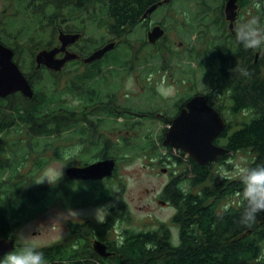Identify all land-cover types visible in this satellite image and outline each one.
<instances>
[{"label":"trees","instance_id":"trees-1","mask_svg":"<svg viewBox=\"0 0 264 264\" xmlns=\"http://www.w3.org/2000/svg\"><path fill=\"white\" fill-rule=\"evenodd\" d=\"M18 1L25 9L39 12L36 14L39 17L37 20L27 21L30 26L16 27L15 30H11L15 34L13 37L16 36V38L27 33L37 22L43 26L47 17L51 19L50 22L54 21L55 26L58 16L53 14L54 10L59 11L60 8H64L65 4L64 0H53L54 10L45 12L46 6L42 7V2L44 1L47 5V1L50 2V0H36L39 6L34 3L35 0ZM23 1L26 2L23 3ZM155 1L159 0H107L101 12L112 17L109 18V25L118 30L137 22L141 11ZM200 1L203 8L209 6L208 0ZM239 1L241 6L242 2L249 3V0ZM222 7L224 6L222 5ZM74 10L71 11L74 12ZM199 13L202 14L201 11ZM213 20L217 24L213 34H207V24L201 30L205 38L203 37L204 44L199 47L197 60L199 68H203L204 65L217 68L213 77L215 76V85L222 87L219 98H224V101H219L217 104L223 114V108L227 107L230 115L229 117L225 116L227 128L219 133L218 141L223 142L222 144H225L228 149L223 153L225 158L229 157L232 151L242 150L249 153L248 163L245 166L264 165V58L257 56L255 59L254 49H244L235 45L236 43L232 39L236 38V34L227 25L224 14L217 13ZM4 39L0 33V40L10 46L11 43L8 44ZM17 41L20 43L19 45L15 41L14 46H11L14 47V54L21 65V53L25 49V42ZM37 50H39L38 47L31 51L33 54L29 64L33 71L31 72L33 76L30 75L31 78L43 75L42 73L37 76L44 68L34 67L37 62L35 60ZM128 63L135 67L132 60H129ZM204 69L203 71H207ZM59 76L56 77L59 78ZM80 76L84 77L82 73ZM91 76L94 75L91 74ZM57 78H55L57 82L54 85L55 88L51 92L37 86L34 96L14 94L10 103L0 100V142L8 143V150L13 153L11 154L12 159L6 157L5 154L2 155L3 168L9 166L12 172L11 175L0 179V237H15L21 223L20 218L23 215L27 218L30 211L39 210L34 209V201H40L46 192L51 196H56L57 192L63 190L61 181L58 182L59 189L54 188V191H52V186L46 182L35 183V170L34 175L19 174V171L14 170L16 164H14L13 158L17 143H21L26 151L22 154L26 156L22 160L23 162L27 161L28 157L37 155L33 160L36 161H34L35 168L39 169L38 174L44 162L41 158L38 159L41 150L37 152L35 144L42 139L46 142L61 140L59 137L63 132L66 117L63 115L61 104L64 92L59 89ZM38 79L40 80V78ZM59 93L62 94L59 95ZM2 105L11 107V111H4ZM246 110L251 111L252 114H246ZM141 111L146 110L141 109ZM139 115L151 117L154 113L150 115L145 112ZM233 122L242 123V126L229 132ZM13 129L21 135L11 139L8 132ZM54 132L58 134L50 136ZM40 135H44V138ZM163 136L162 134L158 136L162 142ZM145 139V141H141L135 137H121L115 151L116 157L119 158L120 151L129 145L137 147L140 152L148 151L150 154H155L159 146L158 139L156 137ZM54 151H58V149ZM122 156L124 159L130 157L125 153ZM176 160V163L179 164L184 160V157H178ZM185 163L186 167L180 174L185 175L182 178L171 179L162 192L164 197L171 198L170 202L176 207L171 219L178 224L179 238L173 234V230L169 228L165 220L160 221L156 226L145 228L125 226L121 228L120 234L119 231L115 232L119 225L116 224L114 227L113 223L109 230L114 233L116 239L109 241L115 252L108 256L100 254L99 259H90L88 253L80 250V248L88 250L86 232L91 231H87L86 226L89 223L88 221L85 223L72 221L70 232L72 241L75 240V244L78 246L77 252L73 251L74 254L68 256L67 249L59 242L54 243L53 246L46 244L43 247H37V249L43 252L47 264H264V213H260L250 225L240 223L242 208L239 196L242 185L239 181L220 179L219 175H214L210 163H199L191 155L189 162ZM188 163L190 169L187 168ZM22 167H26V163ZM101 192L103 199H106L107 192ZM37 193H41L42 196H38ZM226 205H231V207L229 211L223 212ZM116 206L111 215L118 218L119 222L122 219H128L130 213L127 212L126 204L120 199ZM106 228L105 223H100L98 231L99 236H102L103 239H106ZM21 246L24 245L16 246L15 244V248L10 251H15ZM83 255L88 258L77 260Z\"/></svg>","mask_w":264,"mask_h":264},{"label":"rangeland","instance_id":"rangeland-1","mask_svg":"<svg viewBox=\"0 0 264 264\" xmlns=\"http://www.w3.org/2000/svg\"><path fill=\"white\" fill-rule=\"evenodd\" d=\"M199 1L200 0H174L172 11L165 10L167 11L164 14V17H166L165 22L168 24L169 30L163 42L168 44V37L170 36L173 41L171 42L172 45H170V47H172L171 50H164L163 52L161 49V51H159L154 47L157 44L153 42L147 43L148 40L146 36L144 37L145 33L143 28L138 29L135 33L130 31L121 37L115 36L119 44L108 50L98 60L100 65H104L103 67L101 65L102 68L99 71L98 77H108L109 79L114 78V75L117 77L116 82L119 84L117 88L120 92V102L128 100L135 108L142 106L140 110L147 109L149 111L155 105L159 110H162L165 105L164 103H169L166 105H171V107H173L178 99L182 98L184 95H191L194 91L208 94V98H210L213 103L217 104L219 101H224V98H219L222 87L215 85V76L213 77L214 72H217V68L211 67L210 65H204L203 68H199V61L197 58L199 47L204 44V35H202L201 30L205 28L207 24L208 35L216 31L217 24L213 18L217 13L224 14L222 5L225 6V0H208L210 7L208 6L206 8H203L204 6H202L200 4L201 1ZM25 2L26 1H23V3ZM34 3H36V0ZM52 3L53 0H50V2L47 1V5L44 1L42 2V7H47L44 9L45 12L54 10ZM36 5L39 6L38 3H36ZM244 5L246 6L243 8L240 7L239 17L234 20L236 21L235 30L242 25L251 24L253 22H255L257 27L264 29V0H253V3L249 0V3H245ZM220 6L221 8H219ZM63 9L64 8H60L59 11L54 10L55 13L53 14L58 16V20L56 19L57 22L55 24L61 21L59 18L63 16ZM156 11H158V13L162 12L161 9ZM200 11L202 12L201 15L199 13ZM168 12L172 15L171 17H167ZM37 13L39 12L25 9L18 0H0V33L5 38V42L8 44L11 43L12 46H14L13 43H15V41L18 42L17 40L25 42V49L21 53V63L22 66L27 67L29 71H32V68L29 66L33 55L31 51L36 47H38V49L42 47L45 48L56 42L54 40V31L52 28L54 26V21L50 22L51 19L47 17V19L44 20L45 24H43V26L39 25L38 22L35 23L32 21L35 23L34 27L30 28V30L22 36H19V38H16V36L13 37L15 34L12 33L11 30H15L14 28L16 27L22 28L30 26L27 21L37 20L39 17L36 15ZM243 14L244 16L241 20ZM257 16H259L258 20L256 19ZM207 21L208 23H206ZM74 22L75 21L71 23ZM90 24L91 23H87L86 25ZM85 37L78 39L79 42H77L79 45L84 43L87 47L104 38L109 39L107 34L103 37ZM143 39L145 42L142 41ZM19 44L18 42V45ZM254 52L256 56L264 58V48L255 49ZM129 60H132L133 63L136 64L134 69H130ZM164 63L166 65L163 68ZM150 68L152 69L150 70ZM204 68L207 69V71H203ZM42 73L43 75L40 76ZM66 75L68 74L63 73L59 78L62 79ZM37 76H40L38 77L40 78L38 81L39 85L47 87L46 91L51 92V88L53 87L52 77L56 76V74L48 72V70L44 68ZM228 92L227 90V93ZM153 93H155V95H153ZM61 94L62 93H59V95ZM167 100L169 101L166 102ZM226 108H223V111L225 116L229 117L230 115ZM141 113L145 112L141 111ZM141 113H137V115L140 116L139 114ZM130 114H132V116L126 119L129 122L127 125L128 128L124 126L122 116L118 119L123 127L118 131L119 137H117V141L121 140L123 133L125 136H130V138L135 137L137 140L141 141H145L147 137L152 139L156 137L159 146L155 154H150L148 151L140 152L137 147L133 145H129L120 151L121 156L119 155L118 158L119 167L116 176L118 180L114 181V187L116 188L115 192L119 194V198L125 200L130 214L128 215V219L120 220L116 232L120 231V229L125 226L129 228L156 226L163 220L168 223L170 228L175 229V222L172 221L171 217L173 212L176 211V207L172 202L167 205L162 203L160 197H162L161 193L169 182V177L163 171V167L170 164L172 168H177L175 157L171 156L170 158L174 160L170 162L168 157L174 153H179V151L175 150V146H170V148L159 139L158 136L161 134L164 135L162 131L165 123L160 116L149 117L145 115L138 117L136 113ZM241 126L242 123L233 122L229 132ZM126 129L128 130L126 131ZM120 131H122L121 134ZM55 133L58 134L57 132ZM20 135L21 134L14 129L8 132V136L11 139ZM40 136L44 138V135ZM116 136L117 134H113L114 138H116ZM43 140L44 139L37 142L39 145L35 147L36 150H40V145ZM123 153L130 157L124 159L122 156ZM181 155L185 159L186 155L184 153ZM248 157L249 153L247 151L243 152L242 150H236L232 151L230 156L226 157L224 160L219 162L211 160L213 173L214 175H219L220 172L231 174L234 171L235 165L239 164L245 166L248 163ZM161 158H163L162 161L166 160L167 162L162 163ZM28 163L29 161L26 163V167ZM63 165L64 161L61 159H53V161L43 168L39 176L45 169L59 170L64 168ZM82 192H80L79 195ZM37 195L42 196L41 193H37ZM96 195L97 193L84 192L79 197H74L73 200L74 203H79L84 199L91 200L93 197H96ZM57 197L58 195H56L55 199L62 201L60 197ZM51 202L52 197L47 194H45L40 201H34L35 205L40 208L47 204V208L44 210L42 209L38 215L36 214L28 218L26 222L20 226L17 233L19 234V241H33L41 245L46 242L55 241L57 238L65 237L67 234L66 229H68L65 225L66 217L69 216L71 218L81 219L86 215L95 216L98 208H101L98 210V214L104 216L106 204L114 203L116 199L112 197L110 200L106 201V203L100 202L95 204H88L87 201L80 204L71 203L68 204V207L62 206L63 201L49 205ZM21 248L22 246L18 247L15 251H19Z\"/></svg>","mask_w":264,"mask_h":264},{"label":"flooded vegetation","instance_id":"flooded-vegetation-1","mask_svg":"<svg viewBox=\"0 0 264 264\" xmlns=\"http://www.w3.org/2000/svg\"><path fill=\"white\" fill-rule=\"evenodd\" d=\"M64 2L65 4L63 6L64 7L63 9L64 12L62 14L63 16L59 18L61 19L62 22L60 21L57 24H55V26L52 27L54 31V38H55L54 40L56 42H54L52 45H49L48 47H51L53 45L57 46L61 44V41L59 40V35L61 31H66L69 33L73 31H79L80 36H78L74 40V42L67 43L66 45L69 51L76 52L77 55L71 59H67L62 64V67L59 69H57L56 67H46L44 66L43 63H40V65L34 64V67L45 68L48 70V72L55 73L56 76H59V75L62 76L63 73L68 74L62 79L57 78L56 76L52 77L53 87L51 88V91L54 90L55 88L54 85L57 83L55 78H57L59 81V84H58L59 89L63 90L64 92L63 100L61 101V104L63 107V113H64L63 115L66 118H65L64 127L62 129L63 132L61 136L59 137L61 138V140L60 141L54 140L52 142L50 141L46 142L43 140V142L40 145L41 151L38 150L37 152L40 151L38 159L41 158L42 161L44 162V165H42L41 170L39 171L38 174L37 172L39 169L38 167L35 168L36 161L33 160V158H36L37 155L35 154V156H32L31 158L28 157L27 161L23 162L22 160H24L26 156H23L22 154L26 153V151L24 150L23 145L21 143H17V146L15 148V153L13 156L14 164H16V166L14 167V170L19 171V174H23V175H28V174L34 175V170H35V175H36L35 178L37 179L40 172L43 170L45 166H47L48 163L53 161V159H61L62 161H64L63 167H65V170H64L63 177L58 182L61 181V183L63 184V190L57 192V195H58L57 198L60 197L63 202L55 199L56 196H51L50 194H48V192H46L45 194L52 197V202L50 204L48 203L49 205H53L55 204V202H62L63 207L64 206L68 207V204L74 203V200H73L74 197H79L84 192L97 193V195L96 197H93V199L91 200L84 199V200H81L79 203H74V204H80L86 201L88 204H95V203H100V202L106 203V201L110 200L112 197L116 199V202L106 204L107 206L105 209V215L103 216L104 220L102 222L107 225V228L105 230L106 239H103L102 236H99L98 229L100 228V223L97 222V220L95 219V216L86 215L82 217L81 219H75V218H71L68 216L66 217V221H65V225L68 228L66 229L67 234L65 237H60V238H57L55 241L46 242L44 244L38 245V243L33 242V241L31 242L19 241V234H17L18 233L17 231L16 236H15L16 246H18V244L25 245L27 243H31L32 245L40 248L46 244L53 246L54 243L59 242L63 244L65 248L67 249L68 256H71L74 254L72 252L73 251L77 252V249H78V246L75 244V240L72 241L71 232H70L71 222L73 221L76 223H81V222L85 223L86 221H88L89 224H87L86 229L87 231H91V232H86L87 234L86 241L88 244L87 246L88 250H85L84 248L83 249L80 248V250L85 251V253H88L87 255L88 257H90V259H95V258L99 259L100 258L99 255L100 254L102 255V253L96 249L93 242L96 239H101L102 242L106 243L107 249L111 250L109 254L115 252L112 247V243H110L109 240H113V239L115 240L116 237L114 233L111 230H109V227L113 223H114L113 224L114 227L116 224L119 225L120 223L118 218L116 219L111 215L117 207L116 204L120 200L119 194L118 192H115L116 188L114 187V181L118 180L116 179V176H117V171L119 167L118 166L119 160L115 154V151L117 149V144H118L117 137H119L118 136L119 129L123 127L121 126V122H119L118 119L120 116H122L124 120L123 124L125 127H127L129 122L126 119L132 116V114L130 113H133V114L136 113L137 115V113H140L141 111L140 108H142V106L135 108L132 105V103L128 102V100L124 102L119 101L120 92H119V89L117 88V86L119 85L118 82H116L117 77H115V75H114V78L112 79H109L108 77H98L100 69L104 66L101 64L102 65L101 67L100 63H98V60L108 50L114 48L116 45L119 44V41H117L115 36L121 37L122 35H125L126 33L130 31H132V33H135L138 29L143 28V31L145 33L144 37L145 36L147 37L148 32L155 24L165 27V32L163 33V35L160 38H158L156 41H153L154 44H157L154 46L155 49L159 51H161L162 49L163 52L164 50H171L172 47H170V45H172L171 42H173L171 37L170 36L168 37V44H166V42H163L165 41V38L167 37V33L169 30L168 24L165 22L166 17H164V14L167 11H172L171 9H173L174 0H169L168 2H164L162 5L153 9L152 12L149 13V15L145 16L144 12L147 8H149V6L151 5L150 4L145 10L141 11L142 13L140 16H138L137 22L131 24L128 27L124 26V28L122 29L119 28L118 30L111 28V26L109 25L110 23L109 18L111 19L112 17H110V15H107L101 12L107 0H64ZM245 6L246 5H244L243 2L241 6V3L239 1V7H238L239 9H238L237 17H239L240 15L241 8ZM72 9H75L74 12L71 11ZM158 9H161L162 12L158 13V11H156ZM166 9L167 11H165ZM171 16L172 15L168 12L167 17H171ZM243 16L244 14L241 17V20ZM258 17L259 16L256 17L257 20H258ZM73 21L75 22L71 23ZM225 21H227V25L229 26V21L228 19H226V17H225ZM87 23H91V24L86 25ZM234 24H236V21ZM235 31H232V32L236 34ZM106 34L109 39L104 38L103 40L96 41V43L94 42L90 46L86 47L84 43H81L80 45L78 44L79 42L78 39H82L85 36L86 37H89V36H94V37L102 36L103 37ZM112 39L116 40L115 45L108 50L106 49L105 53L102 56H100V58L96 60L93 59V60L85 61L86 56L90 53L92 49L99 47V45H102L106 41L107 42L112 41ZM146 39L148 40L147 43L152 42V41H149L148 37ZM142 41L145 42L144 39ZM232 41H235L236 46L238 45L235 37L232 39ZM48 47H45V48H48ZM64 52L65 50H61L55 54L57 55L58 58H61L65 54ZM13 55H14L15 60L18 62V60L16 59V55L14 53ZM254 58L257 59V56L254 55ZM165 65L166 64L164 63L163 68L165 67ZM18 66L26 74L27 79L32 84L33 93H34L35 90L37 89V86H40L38 83V80H39L38 77L34 78L36 77L34 76L31 78L30 75L33 76L31 73L33 71H28V68L25 66H22V64L20 65V62H18ZM129 67L130 69H134L136 67V64H135V67L130 66V65ZM151 69L152 68H150V70ZM81 73L84 75V77L80 76ZM88 74L89 76L87 77ZM91 74H93L94 76H91ZM41 89L46 90L47 87L41 86ZM196 92L198 91H194V93ZM194 93H191V95H188V96L186 95L182 96V98L178 99V101L176 102L175 105H173V107H171V105L170 106L166 105L169 103H164L165 105L163 106L162 110H159L158 107L155 105L156 107L153 106L154 107V108L152 107L153 109L151 108L149 111L146 109V111H143V112H146L150 115L151 113L152 114L154 113L152 117L160 116V118L164 120L165 122L164 129L162 131L164 134L168 128V125L172 123L173 117H175L179 113V109L185 106V102ZM14 94L15 95L16 94L25 95L26 93L25 94L22 93L19 89L12 90L11 92L7 94L6 93L0 94V100L2 99V100L7 101V103H10L13 99ZM153 95H155V93ZM206 95H207L206 98H208L209 95L208 94ZM168 101L169 100H167L166 102ZM208 101L219 110L218 104L213 103L212 100H210V98H208ZM2 106L4 107V111H7V112L11 111L10 110L11 107H5L4 105ZM245 113L252 114L251 111H248V110H246ZM141 116H138V117H141ZM127 130L128 129H126V131ZM121 132L122 131H120V134ZM113 134H117L116 138L113 137ZM122 135L125 136L123 133ZM51 136H56V133L55 132L52 133ZM126 137H129V136H126ZM218 137L215 139V141L218 144L223 143L221 141H218ZM35 145H39V144L36 143ZM167 146L170 147L171 145L168 144ZM8 147H9L8 143L3 142V141L0 142V179H3V177L8 176L9 174L11 175V172H12V169L9 166L7 167L5 166V168H3L4 160L2 158V155L5 154L6 157L12 159L11 154L13 153L10 152V150H8ZM56 149H58V151H54ZM175 150L179 151V153H174L173 155H169L168 157L169 162L171 160L172 161L174 160L173 158H170L171 156H174L175 160L178 159V157H181L182 153H184L186 156H185V159L179 164L176 163L177 160L175 161L177 168H172L170 164H168V166L163 167V168H166L164 172L168 175L169 181L173 178H177V179L182 178L185 174L180 175L181 171L186 167L185 162H189L190 160V154H188L187 151H184L181 148L180 149L175 148ZM66 155L71 156L72 157L71 160H65L64 157ZM109 156L114 157L116 160L114 172L111 174H106L105 176L101 178L99 177L86 178L82 176L75 177L74 175H70L67 172V167L69 166H79V165H84V164H90L92 163V161H95L98 159L99 160L104 159L105 157H109ZM162 159L163 158H161L162 163L167 162L166 160L162 161ZM223 159H225V156L223 153H221L219 154V157L216 159V161L219 162ZM28 161H29V163L27 164L28 166L26 168L22 167V165H24V163H27ZM209 163L211 166L212 162L209 161ZM187 168L190 169L189 163L187 165ZM58 182L54 185L49 184V186H52V191H54V188L59 189L60 184ZM52 191H51V194H52ZM101 191L107 192L106 198H109V199H103V193ZM80 192L82 193L79 195ZM161 196L162 197H160V201L164 200L162 203H165L166 205L170 203L171 198L169 199L167 197H164L162 193H161ZM121 200L122 202L125 203L124 199L121 198ZM46 205L47 204H45L41 208L34 205V209H39V210H35V211L33 210L32 212L30 211L28 213L27 218H25V216L23 215L20 218L21 219L20 226L24 222H26L28 218L33 217L36 214L38 215V213L42 211V209L44 210L45 208H47ZM127 212L130 213V210H128ZM109 220H110V223H109ZM174 224H175V227H174L175 229L170 228V227L169 228L172 229L173 234L179 238L178 224L177 222H175ZM20 226L18 227V230L20 229ZM114 227H113V230H115ZM116 231L117 230H115V232ZM120 233H121V229L119 231V234ZM102 256H108V255H102ZM88 257L86 255H83V256L78 257L77 260H83Z\"/></svg>","mask_w":264,"mask_h":264},{"label":"water","instance_id":"water-1","mask_svg":"<svg viewBox=\"0 0 264 264\" xmlns=\"http://www.w3.org/2000/svg\"><path fill=\"white\" fill-rule=\"evenodd\" d=\"M169 0H159L153 2L144 12L149 15L153 9ZM239 0H225L224 14L229 21V27L235 31V18L238 15ZM165 32V27L155 24L147 34L149 41H156ZM80 36L79 31H61L59 35L60 45H53L48 48H40L36 51V65L43 63L46 67H62L67 60L77 55L76 52L69 51L67 43L74 42ZM116 43L115 39L106 41L99 47L92 49L86 56L85 61L98 59L105 53V50L112 48ZM65 50V54L58 58L55 53ZM15 49L0 40V94H7L12 90L19 89L28 96H34L32 84L27 79L26 74L18 66L14 58ZM205 93L196 92L185 102V106L179 109V113L173 117L172 123L168 125L163 143L175 148L187 151L197 162L207 164L211 160H216L219 154L228 151L225 144L217 143L215 139L219 133L227 128V119L215 106L206 98ZM116 160L109 156L104 159L92 161L90 164L67 167V172L75 177H103L114 172ZM166 168H163L165 171ZM162 202L164 200H161ZM16 238L14 236L0 237V258L6 252L14 249ZM93 244L102 255H108L111 250L107 249L106 243L101 239H96Z\"/></svg>","mask_w":264,"mask_h":264},{"label":"clouds","instance_id":"clouds-1","mask_svg":"<svg viewBox=\"0 0 264 264\" xmlns=\"http://www.w3.org/2000/svg\"><path fill=\"white\" fill-rule=\"evenodd\" d=\"M236 40L240 47L244 49L264 48V29L255 25L245 24L236 30ZM71 156L66 155L65 160H71ZM65 168V167H64ZM64 168L59 170L45 169L44 172L34 181L37 184L47 182L50 185L56 184L64 174ZM220 179L237 180L242 185L239 200L242 208L240 223L250 225L260 213H264V165L261 166H241L235 165L231 174L219 173ZM231 205H226L223 212L229 211ZM95 213V219L102 223L104 217ZM0 264H47L42 251L31 243L25 244L19 251H9L0 258Z\"/></svg>","mask_w":264,"mask_h":264}]
</instances>
